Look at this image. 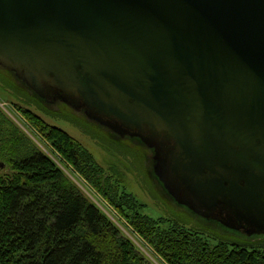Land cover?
<instances>
[{
    "label": "water",
    "instance_id": "95a60500",
    "mask_svg": "<svg viewBox=\"0 0 264 264\" xmlns=\"http://www.w3.org/2000/svg\"><path fill=\"white\" fill-rule=\"evenodd\" d=\"M0 66L135 129L178 204L264 227V0H0Z\"/></svg>",
    "mask_w": 264,
    "mask_h": 264
},
{
    "label": "trees",
    "instance_id": "16d2710c",
    "mask_svg": "<svg viewBox=\"0 0 264 264\" xmlns=\"http://www.w3.org/2000/svg\"><path fill=\"white\" fill-rule=\"evenodd\" d=\"M0 88L64 164L152 246L161 264H264V238L247 239L191 223L174 211L157 217L143 212L144 204L122 189L116 166L106 169L44 115L67 119L95 135L107 149L128 158L145 179L146 150L140 141L109 136L66 103L40 98L1 66ZM0 166V264H157L1 106Z\"/></svg>",
    "mask_w": 264,
    "mask_h": 264
},
{
    "label": "rangeland",
    "instance_id": "374dc122",
    "mask_svg": "<svg viewBox=\"0 0 264 264\" xmlns=\"http://www.w3.org/2000/svg\"><path fill=\"white\" fill-rule=\"evenodd\" d=\"M4 91V90H3ZM0 88V106L7 112L11 118H13L19 126L54 160L63 168V170L75 181V183L83 190V192L89 196L94 202H96L100 208L105 211L119 226L120 228L129 236L137 246L153 261L157 264H161L152 246L149 245L140 235L134 231L124 217L118 214L113 205H111L103 196L95 189L88 181L85 180L79 173L75 172L71 167L64 164L63 158L52 148V145L47 142L37 131L31 126L29 120L24 116L21 110H19L12 102L11 98L7 93L3 92ZM69 106V105H68ZM72 108V107H71ZM76 111V110H75ZM78 112V111H77ZM87 121L92 122V124L98 126L104 132L108 133L109 136L118 139L122 138L118 134L112 132L108 128L100 125L96 121L89 120L85 113L81 110L79 111ZM44 117L51 123H54L60 127L65 128L73 137L79 140L83 145H85L95 156L97 161L109 169L111 165L117 167V176L121 180L122 189L133 194L141 203L144 204L142 211L148 213L154 217L157 216H167L169 212H176L180 214H185L189 222H198L200 224H208L201 221L199 218L191 214L186 208L175 203L173 199L163 190L158 181L155 180L154 174L151 171L150 161L147 160L145 152V179L137 171V169H132L129 162L130 160L126 158L117 149L115 151L107 149L102 143V141L95 135L86 132L84 129L79 127L73 122L68 121L64 118H54L48 115ZM133 141V139L123 138ZM134 142H137L134 140ZM138 143V142H137ZM126 163L129 166L126 167ZM135 166V165H133ZM0 171L3 167L0 166ZM147 182H146V181ZM151 190L157 196L151 193ZM210 225V224H208ZM206 226V225H205ZM212 226V225H211ZM215 227V226H212ZM209 228V226H208ZM211 239V238H210ZM248 239V238H247ZM214 241L213 239H211Z\"/></svg>",
    "mask_w": 264,
    "mask_h": 264
},
{
    "label": "flooded vegetation",
    "instance_id": "af4514ba",
    "mask_svg": "<svg viewBox=\"0 0 264 264\" xmlns=\"http://www.w3.org/2000/svg\"><path fill=\"white\" fill-rule=\"evenodd\" d=\"M82 109H83V107H82ZM135 132H136L135 129H129L127 132H124V133L118 134V135L122 138H129V139L136 140L138 142V139H140V138L134 134ZM142 145H144V148L146 150V157H147V160L150 161L151 171L154 174L155 180L158 181V184L161 185L160 187L163 188V190L173 199V201L175 203H177L174 200V198L167 192L163 183L158 179L157 175L155 174V171H154L155 161H154V159H150V156L155 155L156 149L150 148L147 145H145L144 143ZM168 145L172 147L173 142L169 143ZM182 207L186 208L189 212H191V214H193L194 216L199 218L201 221L210 224V225L205 224L206 226H210V227L215 226L218 230H221V231L226 230L227 232H230L234 235L241 236L243 238H248V239L264 238V227L262 229L258 230L255 226H251V225L247 224V222L244 219L238 220L235 217V214H233L231 212V210H227V209L220 208V207H215V210H214V212H212V215H215L216 217H213V216L204 217V216H200V215L195 214L194 212L189 210L186 206H182ZM224 222H228L227 224L230 226L237 225L238 228H232L230 226H226Z\"/></svg>",
    "mask_w": 264,
    "mask_h": 264
}]
</instances>
